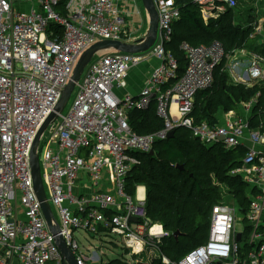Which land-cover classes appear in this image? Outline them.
Listing matches in <instances>:
<instances>
[{
	"label": "built area",
	"instance_id": "2783aa9c",
	"mask_svg": "<svg viewBox=\"0 0 264 264\" xmlns=\"http://www.w3.org/2000/svg\"><path fill=\"white\" fill-rule=\"evenodd\" d=\"M135 2L140 5L139 0H0V264H67L34 191L31 145L87 48L101 40L133 43L145 35L147 24L136 28L131 19ZM193 2L207 21L228 9L238 11L240 1ZM153 3L158 28L152 47L142 53H97L75 85L70 107L40 137L37 154L41 147L40 173L52 225L58 226L76 264H106L80 251L76 232L121 237L128 264L154 258L162 264H264V152L244 146L245 139L264 145V121L250 125L253 108L259 99L264 103V54L247 48L226 51L217 40L184 41L179 48L186 64L179 74L167 48L179 6L174 0ZM252 15L249 38L263 43L264 11ZM144 63L152 65L139 92H122L128 73ZM218 68L231 72L234 83L256 86L255 94L240 104L239 115L226 112L223 124L195 122V97L211 88ZM152 104L163 128L149 134L133 131L129 114ZM257 110L264 114V107ZM178 127L206 146L245 147L234 172L246 182L249 204L245 211L235 204L214 205L206 241L172 260L160 250L170 233L147 216L146 193L141 199L138 186L133 194L127 191V177L139 165V155L153 152L154 143ZM157 225L163 231L153 234Z\"/></svg>",
	"mask_w": 264,
	"mask_h": 264
},
{
	"label": "trees",
	"instance_id": "16d2710c",
	"mask_svg": "<svg viewBox=\"0 0 264 264\" xmlns=\"http://www.w3.org/2000/svg\"><path fill=\"white\" fill-rule=\"evenodd\" d=\"M174 3L179 6L180 18L173 23L171 41L167 48L178 61L179 74L183 73L186 64L185 55L179 48L184 41L199 45L217 40L226 51L247 48L264 54L263 43H258L259 38H249L250 15L244 17L246 27L235 24L234 11L231 9L218 18L204 22L193 0H174ZM239 14L242 16L238 10ZM225 77L226 73L220 68L216 69L211 88L196 95L192 113L195 122L217 124L218 115L213 113L217 109L223 113L233 111L239 115L240 104L254 96L256 86L245 88L239 83L227 84ZM200 99L202 102L199 107L196 102ZM260 107H264L262 99H259L252 113L251 126L259 119L264 121V114L257 110ZM128 121L131 129L140 134L157 132L164 125L156 115L153 104L144 111H132ZM245 151L243 146L228 149L221 142L206 146L193 137L189 130L178 127L171 138L154 143L152 155L138 156L139 165H135L127 177V191L133 194L137 186L145 187L147 216L170 233L162 240L160 250L163 255L178 260L190 249L206 241L212 207L218 203L229 204L217 202L219 181L227 183L232 189L229 193L233 195V204L241 211L247 209L249 200L245 195V181L241 175L230 174L233 168L240 166ZM176 231L179 235L174 237ZM124 257L106 261V264H128ZM136 264L162 262L160 258H154Z\"/></svg>",
	"mask_w": 264,
	"mask_h": 264
},
{
	"label": "water",
	"instance_id": "95a60500",
	"mask_svg": "<svg viewBox=\"0 0 264 264\" xmlns=\"http://www.w3.org/2000/svg\"><path fill=\"white\" fill-rule=\"evenodd\" d=\"M141 5L146 13L147 16V27L145 35L138 40L137 42L129 43V42H122L117 40H101L94 44H92L89 48H87L83 54L80 56L76 66L74 67L73 73L71 75L70 80L68 81L67 85L64 87L61 96L57 103L55 104L53 111L49 114L46 120L43 122L41 127L39 128L34 141L31 145L30 149V171L33 181L34 191L36 193L37 199L40 203V207L46 221V224L49 230L55 235V242L58 247V250L64 261L67 264H76L75 257L71 250L66 246L63 238L59 235V228L57 225H52L53 215L51 209L48 205L46 200V195L42 183L41 173H40V164L39 158L37 154V148L39 144V140L45 129L47 128L48 124L53 122L59 113H61L65 106L67 105L69 98L75 88V85L79 82L80 77L86 67V65L91 61V59L100 51L103 50H116L119 52L125 53H142L150 49L156 39L157 28H158V13L153 3V0H140ZM174 134V130H172L167 138H171ZM219 140L222 141L223 138L219 137ZM153 152H150L152 155ZM182 168V166H179ZM130 220L135 221V219L131 218ZM179 232L174 233V237H177ZM239 237V236H238Z\"/></svg>",
	"mask_w": 264,
	"mask_h": 264
},
{
	"label": "rangeland",
	"instance_id": "374dc122",
	"mask_svg": "<svg viewBox=\"0 0 264 264\" xmlns=\"http://www.w3.org/2000/svg\"><path fill=\"white\" fill-rule=\"evenodd\" d=\"M135 6H131L130 9L133 11V15L131 16V19L134 22V26L137 28V26L142 27L143 25L147 24V16L143 18L144 16V9L142 5H139L138 2H135ZM238 10L242 13V16L239 14L238 11L234 12V22L235 24L245 25L246 20L245 16L250 15L252 18V14H255V11L259 10L261 13L264 11V0H240L238 4ZM144 12V13H143ZM202 16V15H201ZM146 18V19H145ZM250 18V19H251ZM203 19V17H202ZM204 22H206L203 19ZM250 22V21H249ZM248 22V23H249ZM260 42V41H259ZM264 48V41H263V47ZM260 50V49H258ZM254 51V50H253ZM264 53V52H263ZM229 64V62H227ZM226 83H234L235 80L231 72H226ZM77 87L75 88L74 92L71 94L69 101L67 105L65 106L63 113L67 111V109L70 107L74 94L76 92ZM202 100L196 102V104L200 107ZM204 105V103H203ZM255 108H253L252 113ZM215 115L221 116V114H225L221 111V109H217L216 111H213ZM39 158L41 161V147H39ZM238 167L233 168L232 171H230L231 175H236L234 170ZM242 179L243 176L241 175ZM219 194L217 195V202H228L229 204H233V195L229 193L231 192V188L228 186L227 183H222L219 181ZM144 194V191L142 192L140 188H137L136 195L141 196ZM245 195L249 199L248 189L245 182ZM75 237L79 240V249L80 251L85 254H96L102 258V260L109 261L115 258H118L120 256H125L124 258L126 261L128 260V253L125 251V249L122 247V241L121 237L116 235H107L105 237H96V236H90L88 234L82 233V232H76ZM145 259H146V254Z\"/></svg>",
	"mask_w": 264,
	"mask_h": 264
},
{
	"label": "crops",
	"instance_id": "0c3cea01",
	"mask_svg": "<svg viewBox=\"0 0 264 264\" xmlns=\"http://www.w3.org/2000/svg\"><path fill=\"white\" fill-rule=\"evenodd\" d=\"M144 17H146V13H144L143 18ZM151 65H152V63H150L149 65L144 63V64L138 66L136 69L131 70L127 75L126 89L122 90V92L127 91V92H130L131 94H137L139 92V90L141 89V87L143 86V84L147 78V75H148V72H149ZM224 120H225V114H221V116H218V122L220 124H223ZM244 146L245 147H254L255 149H258V150H261L264 152V145L261 143L255 144V143H252L249 140L245 139ZM138 188L144 189V194H145V187L144 186L139 185ZM12 264H18V263L13 262Z\"/></svg>",
	"mask_w": 264,
	"mask_h": 264
},
{
	"label": "clouds",
	"instance_id": "9594fccd",
	"mask_svg": "<svg viewBox=\"0 0 264 264\" xmlns=\"http://www.w3.org/2000/svg\"><path fill=\"white\" fill-rule=\"evenodd\" d=\"M141 191L143 192L144 189H141ZM141 199H143V196L140 197ZM152 233L155 234V233H162V227L157 225V226H154L152 229H151ZM140 250V245L139 243L137 242V246L135 248V251H139Z\"/></svg>",
	"mask_w": 264,
	"mask_h": 264
}]
</instances>
